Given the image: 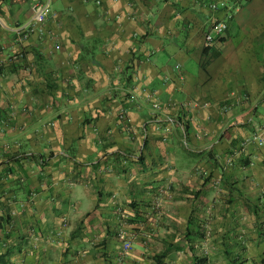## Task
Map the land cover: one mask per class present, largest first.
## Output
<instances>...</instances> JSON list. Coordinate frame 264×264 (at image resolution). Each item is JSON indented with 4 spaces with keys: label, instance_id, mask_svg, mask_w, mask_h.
<instances>
[{
    "label": "crops",
    "instance_id": "obj_1",
    "mask_svg": "<svg viewBox=\"0 0 264 264\" xmlns=\"http://www.w3.org/2000/svg\"><path fill=\"white\" fill-rule=\"evenodd\" d=\"M36 1L0 0V264H197L176 187L201 158L214 248L264 264V147H242L264 128V0H51L20 42Z\"/></svg>",
    "mask_w": 264,
    "mask_h": 264
},
{
    "label": "rangeland",
    "instance_id": "obj_2",
    "mask_svg": "<svg viewBox=\"0 0 264 264\" xmlns=\"http://www.w3.org/2000/svg\"><path fill=\"white\" fill-rule=\"evenodd\" d=\"M6 125L10 126V123H6ZM2 126L3 124L0 123V128H2ZM187 145L188 140L186 141L185 146ZM12 159H15V157L12 158L9 156H4L2 158L0 157V162L8 163L12 161ZM207 161L208 160L206 159V162ZM198 162V165L202 164V167H197L190 173L191 176L194 177V179L189 180L188 182H184V180H182L183 182L180 181L181 185L176 187V195L180 196V217H177L175 219V222L180 224V227L182 228L185 224L188 225V223L190 224V226H192V229L196 228V232H194L191 237H189L190 233H183L182 235H180V240L184 239L189 243L188 251H186L185 254L186 256H190L191 253L193 257H196V259H198L199 261H204L203 264H209V260L212 263L213 257H216L217 260L215 261L219 262L221 259L224 260L225 256L228 258L231 264H238L241 261L238 262V258L235 254L236 251L233 250L232 247H229L231 248L229 250L227 249L220 252L214 248L213 241L216 235H214V233H212V230L208 227L210 223L209 210L214 209L210 208L209 203L211 201V197H213L214 195H217L218 197L223 196L224 191L219 180L214 184V186L213 183H209L210 174L209 170L207 168H204L205 159L201 158ZM168 191L171 192V187L168 188ZM213 204L214 202H212V205ZM221 204L223 205V203H219L217 205V208H221ZM191 213L192 215L194 214L193 217L189 216ZM198 232H201L202 235L200 236ZM236 236L238 237V235H235V237Z\"/></svg>",
    "mask_w": 264,
    "mask_h": 264
},
{
    "label": "built area",
    "instance_id": "obj_3",
    "mask_svg": "<svg viewBox=\"0 0 264 264\" xmlns=\"http://www.w3.org/2000/svg\"><path fill=\"white\" fill-rule=\"evenodd\" d=\"M97 4L100 3L97 2ZM226 7L227 6L225 3L213 2L210 5V8L214 11H218L221 10V8ZM52 14L53 12L51 11V0H38L34 2L32 6V16L28 23L15 28L19 41L26 42L36 34H43L44 25ZM228 28V21L219 20L214 23L211 30L205 35L204 47L208 49L213 48L215 44L225 36ZM160 109L161 106L159 104H156L155 110L159 111ZM121 117H125V112L122 113ZM166 122L169 124H174L175 120L170 116H166ZM252 144L256 145L257 147H264V128L257 129L250 138L246 139L243 142L242 147L246 148L247 146ZM131 249L132 243L130 241H126L123 246V256L127 255L131 251Z\"/></svg>",
    "mask_w": 264,
    "mask_h": 264
},
{
    "label": "trees",
    "instance_id": "obj_4",
    "mask_svg": "<svg viewBox=\"0 0 264 264\" xmlns=\"http://www.w3.org/2000/svg\"><path fill=\"white\" fill-rule=\"evenodd\" d=\"M206 50H208V48H205ZM0 115H1V110H0ZM194 234V232L193 233H190L189 234V237H191L192 235ZM198 234L201 236L202 235V233L201 232H198ZM196 261H197V264H198V262H200V264H203L204 263V261H199L198 259H196Z\"/></svg>",
    "mask_w": 264,
    "mask_h": 264
}]
</instances>
